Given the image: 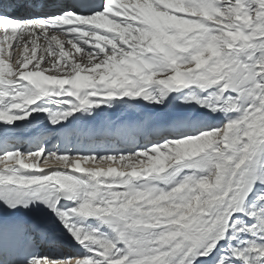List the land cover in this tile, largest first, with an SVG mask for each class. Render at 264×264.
Masks as SVG:
<instances>
[{"label": "snow or ice", "instance_id": "snow-or-ice-1", "mask_svg": "<svg viewBox=\"0 0 264 264\" xmlns=\"http://www.w3.org/2000/svg\"><path fill=\"white\" fill-rule=\"evenodd\" d=\"M0 201L78 246L0 222V264H264V0H0Z\"/></svg>", "mask_w": 264, "mask_h": 264}, {"label": "bare ground", "instance_id": "bare-ground-1", "mask_svg": "<svg viewBox=\"0 0 264 264\" xmlns=\"http://www.w3.org/2000/svg\"><path fill=\"white\" fill-rule=\"evenodd\" d=\"M67 48V46H66ZM19 53H17L18 55ZM145 111H150L153 113L159 114L161 117L159 119V123L162 125H169L181 119H185L188 117H194L199 115V112L192 107L187 105H182L178 101L172 102L169 110H165L163 108H148ZM105 119H110L116 123L120 122H133L139 119L136 113L125 112L123 110H117L110 114L109 117H100L96 121H89L90 125L100 126ZM33 120L39 124V127L36 129L38 133L48 134L49 131L55 132L51 137L55 138L61 135L59 128L52 127L47 117L44 115H36L33 117ZM46 170H52L57 168H62L63 165L59 163H55L53 161H49L46 164H43ZM66 207H71V204H66ZM49 227L48 229L54 233L53 237L49 242H43V246L45 247V254L49 256L56 255H70L75 247V241L68 235L67 230L63 228L62 225L59 224V221L55 220L54 215L48 220ZM58 250V251H57Z\"/></svg>", "mask_w": 264, "mask_h": 264}]
</instances>
